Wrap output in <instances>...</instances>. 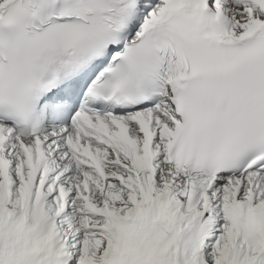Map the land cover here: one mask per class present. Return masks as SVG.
<instances>
[{"label":"snow or ice","instance_id":"6c2138e0","mask_svg":"<svg viewBox=\"0 0 264 264\" xmlns=\"http://www.w3.org/2000/svg\"><path fill=\"white\" fill-rule=\"evenodd\" d=\"M0 264H264V0H0Z\"/></svg>","mask_w":264,"mask_h":264}]
</instances>
